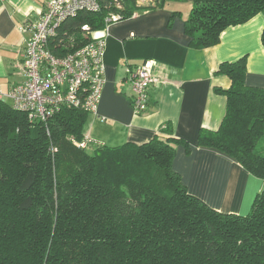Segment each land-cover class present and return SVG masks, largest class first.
Here are the masks:
<instances>
[{"label": "trees", "instance_id": "obj_1", "mask_svg": "<svg viewBox=\"0 0 264 264\" xmlns=\"http://www.w3.org/2000/svg\"><path fill=\"white\" fill-rule=\"evenodd\" d=\"M190 2L189 45L217 44L221 32L254 15L264 0H98L62 22L50 48L65 54L121 19L169 2ZM264 48V24L261 31ZM246 56L223 61L215 86L226 97L216 129L197 143L222 151L263 181L245 213L223 211L190 193L172 161L188 142L166 122L143 143L83 139L88 113L61 106L47 121L0 97V264H264V87L244 84ZM96 142V141H95Z\"/></svg>", "mask_w": 264, "mask_h": 264}, {"label": "crops", "instance_id": "obj_2", "mask_svg": "<svg viewBox=\"0 0 264 264\" xmlns=\"http://www.w3.org/2000/svg\"><path fill=\"white\" fill-rule=\"evenodd\" d=\"M46 0H0V91L24 80L20 67L22 49L30 31L22 27L35 21ZM190 2L166 3L161 7L134 12L109 26L105 36L104 85L98 113L100 122L88 114L84 133L108 145L143 143L170 122L173 133L185 139L189 148L176 145L173 168L188 191L208 205L223 211L245 213L263 181L243 168L230 155L197 143L200 127L216 129L224 115L226 97L215 86L229 87L231 80L217 74L223 61L246 56L244 84L264 87V48L261 31L264 16L229 26L213 46L193 48L184 31ZM93 36L102 35L101 30ZM155 63L161 81L148 87L146 111L135 113L131 106L128 69L144 61Z\"/></svg>", "mask_w": 264, "mask_h": 264}, {"label": "built area", "instance_id": "obj_3", "mask_svg": "<svg viewBox=\"0 0 264 264\" xmlns=\"http://www.w3.org/2000/svg\"><path fill=\"white\" fill-rule=\"evenodd\" d=\"M136 1L145 4L151 0ZM98 9V0H46L39 17L21 28L30 31L20 60L24 80L12 84L5 92L0 91V97L37 120L47 121L61 106H71L104 122L105 117L98 113V104L104 85L105 36L110 24L121 16L118 13L107 15L102 35L93 36L92 32L89 41L68 53L56 54L50 48V41L55 39L62 22L80 11ZM154 66L153 61L147 60L135 69H128L130 100L135 113L146 111L148 87L161 81ZM92 142L98 143L85 133L76 145L88 147Z\"/></svg>", "mask_w": 264, "mask_h": 264}, {"label": "rangeland", "instance_id": "obj_4", "mask_svg": "<svg viewBox=\"0 0 264 264\" xmlns=\"http://www.w3.org/2000/svg\"><path fill=\"white\" fill-rule=\"evenodd\" d=\"M173 3H181V2H170V4H173ZM18 69H20V67L18 68V67H16V65H14L12 63L8 67V71L12 72V73H16L18 71ZM8 102H9V100H8ZM258 143H259V146L264 148V136L259 140Z\"/></svg>", "mask_w": 264, "mask_h": 264}]
</instances>
